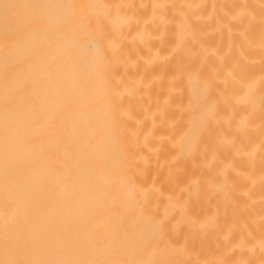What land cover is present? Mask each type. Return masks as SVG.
Returning <instances> with one entry per match:
<instances>
[{"label": "bare ground", "instance_id": "1", "mask_svg": "<svg viewBox=\"0 0 264 264\" xmlns=\"http://www.w3.org/2000/svg\"><path fill=\"white\" fill-rule=\"evenodd\" d=\"M0 264H264V0H0Z\"/></svg>", "mask_w": 264, "mask_h": 264}]
</instances>
